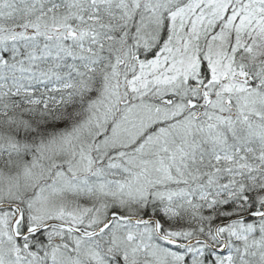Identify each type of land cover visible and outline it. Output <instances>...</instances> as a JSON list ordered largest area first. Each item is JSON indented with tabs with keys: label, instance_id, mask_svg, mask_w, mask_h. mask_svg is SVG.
Masks as SVG:
<instances>
[{
	"label": "snow or ice",
	"instance_id": "6c2138e0",
	"mask_svg": "<svg viewBox=\"0 0 264 264\" xmlns=\"http://www.w3.org/2000/svg\"><path fill=\"white\" fill-rule=\"evenodd\" d=\"M0 264H264V0H0Z\"/></svg>",
	"mask_w": 264,
	"mask_h": 264
}]
</instances>
